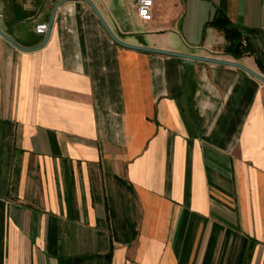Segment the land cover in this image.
<instances>
[{
  "label": "crops",
  "instance_id": "1",
  "mask_svg": "<svg viewBox=\"0 0 264 264\" xmlns=\"http://www.w3.org/2000/svg\"><path fill=\"white\" fill-rule=\"evenodd\" d=\"M59 1L0 0V264H264V83L83 0L28 50ZM89 1L264 76V0Z\"/></svg>",
  "mask_w": 264,
  "mask_h": 264
},
{
  "label": "water",
  "instance_id": "2",
  "mask_svg": "<svg viewBox=\"0 0 264 264\" xmlns=\"http://www.w3.org/2000/svg\"><path fill=\"white\" fill-rule=\"evenodd\" d=\"M67 0H60L59 2H57L51 12V16H50V21L48 24V30L47 33L44 37L43 42L33 48H28V50H36L41 48L47 41L48 36H49V31L51 29V25L53 23V19L55 16V12L58 8V6L60 4H62L63 2H65ZM85 2H87L91 8L93 9V11L95 12V14L97 15V17L99 18L100 22L102 23V25L104 26V28L106 29V31L109 33L110 37L112 38L113 41H115L116 43H118L121 46L127 47V48H132V49H138V50H143V51H147V52H154V53H160V54H166V55H172V56H176L179 58H183L187 61H193V60H199V61H205V62H211V63H217V64H226V65H231V66H235L238 67L242 70H245L246 72L250 73L251 75L255 76L256 78H258L260 81H262L264 83V76H262L261 74L250 70L249 68H247L245 65L236 62V61H232V60H223V59H219V58H211V57H205V56H197V55H192V54H185V53H180V52H175V51H168V50H161V49H157V48H152V47H148V46H141V45H135V44H129L126 42L121 41L120 39H118L109 29V27L107 26V24L105 23V21L103 20V18L101 17V15L99 14L98 10L95 8V6L89 1V0H83ZM0 35H2L5 39H7L9 42H11L12 44L16 45L8 36H6L1 30H0ZM17 46V45H16ZM27 50V48H22Z\"/></svg>",
  "mask_w": 264,
  "mask_h": 264
},
{
  "label": "trees",
  "instance_id": "3",
  "mask_svg": "<svg viewBox=\"0 0 264 264\" xmlns=\"http://www.w3.org/2000/svg\"><path fill=\"white\" fill-rule=\"evenodd\" d=\"M209 24L224 31L225 37L229 42L225 48V51L227 53H230L231 55L236 57L245 54H254L257 56V62L260 66V60L258 58V47L249 40V36L247 34H243L237 27L233 26L225 17L221 19L218 16L214 17L212 20L209 21ZM243 39L246 41V45L242 44Z\"/></svg>",
  "mask_w": 264,
  "mask_h": 264
},
{
  "label": "built area",
  "instance_id": "4",
  "mask_svg": "<svg viewBox=\"0 0 264 264\" xmlns=\"http://www.w3.org/2000/svg\"><path fill=\"white\" fill-rule=\"evenodd\" d=\"M135 8L137 15L142 20H148L151 16V8L153 5V0H134ZM3 15L0 13V18ZM35 31L39 34H45L47 31V24L46 23H39L35 26ZM242 44L246 45V41L242 40Z\"/></svg>",
  "mask_w": 264,
  "mask_h": 264
},
{
  "label": "rangeland",
  "instance_id": "5",
  "mask_svg": "<svg viewBox=\"0 0 264 264\" xmlns=\"http://www.w3.org/2000/svg\"><path fill=\"white\" fill-rule=\"evenodd\" d=\"M47 30H48V25H47ZM47 31L45 32V35H46ZM44 35V34H43ZM244 40V39H243ZM212 58V57H211ZM183 59V58H182Z\"/></svg>",
  "mask_w": 264,
  "mask_h": 264
}]
</instances>
